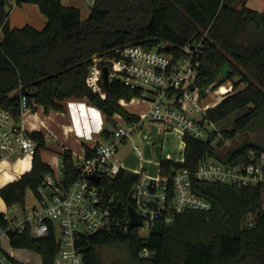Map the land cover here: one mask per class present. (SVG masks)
<instances>
[{"label":"trees","instance_id":"trees-1","mask_svg":"<svg viewBox=\"0 0 264 264\" xmlns=\"http://www.w3.org/2000/svg\"><path fill=\"white\" fill-rule=\"evenodd\" d=\"M24 1L36 4L46 17L43 28L10 27V6L0 0V108L9 109L16 119L20 118L21 96L29 107L39 104L45 112L62 111L67 98H85L107 116L117 113L125 120L134 119L136 115L119 100L130 101L140 90L116 79H102L101 91H95L87 83L88 66L96 57H111L116 47L128 44L151 49L164 43L160 51L178 52L204 33L199 84L215 89L229 80L233 87V92L207 110L208 117L216 124L246 108L230 129L221 131L218 143L264 117V10L251 9L247 0H93L84 20L76 7L61 0ZM101 134L108 137L110 132L105 129ZM216 134L206 139L184 134L183 160L160 159L158 171L160 177H168L175 169L189 170L194 191L212 202L209 211L190 210L168 224L155 222L147 235L129 227L125 234L98 232L83 237L77 242L83 264H103L96 247L112 244L127 248L130 259L126 264H264L263 188L201 182L193 176L200 161L214 155ZM31 138L36 142L31 168L0 188L8 206H23L26 188L34 191L41 177L53 171L41 157L43 135L31 132ZM249 149L264 147L247 142L232 149L225 160L239 159ZM86 152L90 153L88 148ZM59 155L65 182L70 183L77 174V161L69 149ZM136 179V173L122 169L112 183L105 184L120 202L119 214L124 218ZM248 214L254 216L251 226L244 225ZM8 241L13 248L38 253L40 264H53L58 247L54 236L36 238L29 231H10ZM143 250L148 254L143 255ZM14 264L30 263L14 260Z\"/></svg>","mask_w":264,"mask_h":264},{"label":"built area","instance_id":"built-area-1","mask_svg":"<svg viewBox=\"0 0 264 264\" xmlns=\"http://www.w3.org/2000/svg\"><path fill=\"white\" fill-rule=\"evenodd\" d=\"M205 36L206 33L188 42L178 52L160 51L164 43L151 49L128 44L116 47L111 57L93 60L87 70L91 89L101 91L100 81L103 67H106L107 82L116 79L131 89H139V96L131 100L146 102L148 107L134 119H123L108 137L88 148L90 153L85 149L77 158V174L70 183L65 182L59 163L51 173L41 177L32 191V203L13 204L9 211L0 213V264H14L17 260L1 245L10 231H29L36 238L54 236L58 247L53 264H83V255L77 246L83 237L98 232L125 234L131 227L129 215L127 218L120 216V202L105 184L112 183L120 170H127L123 167L118 145L144 124L158 123L164 132L176 130L182 136L189 134L198 139H206L214 131L217 133L216 124L207 115V110L214 106L203 100L220 85L212 89L198 82ZM231 91L232 85L221 95L225 97ZM126 102L119 100L122 106ZM30 109L25 97L21 96L20 117ZM35 148L31 131L20 119L14 118L9 109L0 108V162L17 156L32 158ZM133 149L141 159L139 147L135 145ZM133 173L137 174V179L130 188L129 198L141 221L140 234L147 235L155 222L168 224L178 214L190 210L209 211L212 207L209 199L194 191L192 174L185 168L175 169L168 177L158 174L149 177L143 170ZM91 176L98 177V181L94 182ZM193 176L201 182L262 187L264 197V150L249 149L245 155L231 161L205 158ZM253 222L254 216L246 215L244 225L251 226ZM142 254L148 252L143 250Z\"/></svg>","mask_w":264,"mask_h":264},{"label":"rangeland","instance_id":"rangeland-1","mask_svg":"<svg viewBox=\"0 0 264 264\" xmlns=\"http://www.w3.org/2000/svg\"><path fill=\"white\" fill-rule=\"evenodd\" d=\"M8 1V0H7ZM9 4V3H8ZM247 6L256 11L264 10V0H247ZM0 37H2V31L0 29ZM226 68L222 70L221 76L225 75ZM232 85L229 80L224 81L220 86L228 87ZM242 86V84H240ZM233 92V87H232ZM217 90L207 95L203 102L211 103L217 95ZM93 110L99 113L100 118H103L105 114L93 106L87 99H83ZM125 105V103H124ZM144 108V104L136 105L133 101L126 104L125 109H132L134 111H141ZM246 111V108L237 110L224 120L216 123L217 134L212 141L214 147V155L210 157L211 160L225 161L226 155L234 148L239 147L247 142H253L264 147V117H260L251 122L247 129L237 133L231 138H225L222 143H218L222 139L221 131L223 129H230L233 126L234 119L242 115ZM105 127L109 132L114 130L112 123H105ZM99 135V134H97ZM181 134L175 130L164 132L158 123H146L142 128L136 130L122 145H118V153L121 157L123 167L130 171H140L143 167V172L149 177H155L158 174V166L155 163L158 162L159 157L164 158V155H169L173 160H179L182 156V142ZM137 145L141 152L142 160L135 153L133 146ZM49 152L46 150L43 156L47 159L46 154ZM51 153V152H49ZM29 156L14 157L6 159L10 161V168H17L22 165L23 162H30ZM33 192L30 187H27L24 193L25 204H30L33 201ZM8 206L0 196V213L9 211ZM145 235V234H142ZM2 248L12 254L17 260L27 262L30 264H40L41 257L38 253L26 249V248H13L11 247L8 238L2 239ZM98 257L103 264H126L129 262L130 256L127 248L123 244L112 245H99L96 247Z\"/></svg>","mask_w":264,"mask_h":264},{"label":"crops","instance_id":"crops-1","mask_svg":"<svg viewBox=\"0 0 264 264\" xmlns=\"http://www.w3.org/2000/svg\"><path fill=\"white\" fill-rule=\"evenodd\" d=\"M61 2L66 6L76 7L80 12L81 20H84L89 15L93 0H61ZM8 3L10 6L8 24L10 27H22L24 25H30L36 29L44 27L46 17L40 12L36 4L24 0H8ZM83 99L84 98L65 99L63 101L64 108L62 111L50 110L45 112L41 105L36 104L30 110L24 112L19 118L21 124L29 131L40 132L43 135L45 147L41 150V157L52 169L59 165V154L64 148L69 149L73 158L77 161L78 156L81 155L86 148H91L96 143L106 138L101 134L103 130L106 129L105 123H112L115 128V126L124 119L121 115L115 113L110 116L105 115L102 121L99 113L93 110ZM131 101L136 105H141V103L144 104V108L139 112L126 109L133 115L140 114L148 107L146 102L136 100L127 101L126 104ZM126 104H123L124 108ZM93 113H95V115H93ZM181 142L182 156L179 161L183 160L184 142L183 140ZM46 150L51 152L45 153L47 159L43 156ZM161 156L158 162L155 161L158 170L160 159H172L171 156L167 158L169 157L168 154L164 155V158H161ZM31 159L32 158H30V162H23L22 165L17 168H10L9 165L11 163L9 160L1 161L0 188L16 180L22 173L28 171L31 168ZM141 170H143V167H141Z\"/></svg>","mask_w":264,"mask_h":264},{"label":"water","instance_id":"water-1","mask_svg":"<svg viewBox=\"0 0 264 264\" xmlns=\"http://www.w3.org/2000/svg\"><path fill=\"white\" fill-rule=\"evenodd\" d=\"M102 76H103V80L106 82V80H107L106 79L107 78V69H106V67H103V74H102ZM190 87H192V86H190ZM90 178L94 182H97L98 181V177L91 176ZM127 212H128L129 218H130V223H129L130 226L131 227H138V226H140L141 225V221H140L138 215L136 214V212H135V210H134V208H133L132 205H129L127 207Z\"/></svg>","mask_w":264,"mask_h":264},{"label":"bare ground","instance_id":"bare-ground-1","mask_svg":"<svg viewBox=\"0 0 264 264\" xmlns=\"http://www.w3.org/2000/svg\"><path fill=\"white\" fill-rule=\"evenodd\" d=\"M229 87L227 88L225 86H219V88H217V93L218 94L215 96V99L212 101L211 106H216L224 98L221 94L223 92H227L229 90Z\"/></svg>","mask_w":264,"mask_h":264},{"label":"clouds","instance_id":"clouds-1","mask_svg":"<svg viewBox=\"0 0 264 264\" xmlns=\"http://www.w3.org/2000/svg\"><path fill=\"white\" fill-rule=\"evenodd\" d=\"M93 115H95V113H93Z\"/></svg>","mask_w":264,"mask_h":264}]
</instances>
